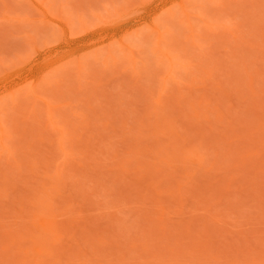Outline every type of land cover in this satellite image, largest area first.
I'll return each instance as SVG.
<instances>
[{"label": "rangeland", "instance_id": "obj_1", "mask_svg": "<svg viewBox=\"0 0 264 264\" xmlns=\"http://www.w3.org/2000/svg\"><path fill=\"white\" fill-rule=\"evenodd\" d=\"M0 264H264V0H0Z\"/></svg>", "mask_w": 264, "mask_h": 264}]
</instances>
